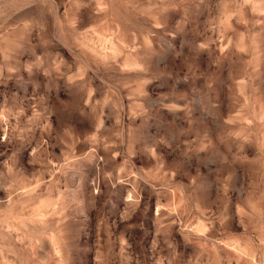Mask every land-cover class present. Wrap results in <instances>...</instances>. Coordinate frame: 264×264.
I'll use <instances>...</instances> for the list:
<instances>
[{"label": "clouds", "instance_id": "1", "mask_svg": "<svg viewBox=\"0 0 264 264\" xmlns=\"http://www.w3.org/2000/svg\"><path fill=\"white\" fill-rule=\"evenodd\" d=\"M262 64L264 0H0V203L56 193L73 264H264Z\"/></svg>", "mask_w": 264, "mask_h": 264}, {"label": "rangeland", "instance_id": "2", "mask_svg": "<svg viewBox=\"0 0 264 264\" xmlns=\"http://www.w3.org/2000/svg\"><path fill=\"white\" fill-rule=\"evenodd\" d=\"M261 71L264 72V64L261 65ZM246 86L241 80L239 91L243 93ZM40 190L39 181L35 188L30 189L32 193H39ZM0 193H2L0 201H7V195L2 190ZM56 195V193L50 197L39 195L36 199L26 198L13 204L0 203V231L6 228L11 236L23 239L24 244L29 246L25 253L27 264H73V250L69 246L68 236L61 235L55 227L60 218L59 208L55 203ZM134 235L139 236L140 233ZM230 249L233 256L243 250L239 240L234 241ZM8 251L15 250L9 247ZM5 255L9 261L15 259L7 253ZM221 264H228V262L222 260ZM232 264H237V261L232 260ZM240 264L243 262L241 261Z\"/></svg>", "mask_w": 264, "mask_h": 264}, {"label": "snow or ice", "instance_id": "3", "mask_svg": "<svg viewBox=\"0 0 264 264\" xmlns=\"http://www.w3.org/2000/svg\"><path fill=\"white\" fill-rule=\"evenodd\" d=\"M0 195H2V193H0Z\"/></svg>", "mask_w": 264, "mask_h": 264}]
</instances>
